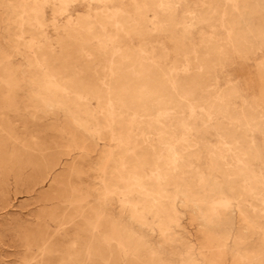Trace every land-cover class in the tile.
I'll return each instance as SVG.
<instances>
[{
  "label": "rangeland",
  "instance_id": "374dc122",
  "mask_svg": "<svg viewBox=\"0 0 264 264\" xmlns=\"http://www.w3.org/2000/svg\"><path fill=\"white\" fill-rule=\"evenodd\" d=\"M262 124L264 0H0V264H264Z\"/></svg>",
  "mask_w": 264,
  "mask_h": 264
},
{
  "label": "bare ground",
  "instance_id": "6f19581e",
  "mask_svg": "<svg viewBox=\"0 0 264 264\" xmlns=\"http://www.w3.org/2000/svg\"><path fill=\"white\" fill-rule=\"evenodd\" d=\"M23 1H24V0H23ZM189 1H190V0H189ZM192 1H193V0H192ZM234 1H235V0H234ZM242 1H243V0H242ZM21 2H22V1H21ZM236 2H237V1H236ZM239 2H240V1H239ZM239 2H237V3H239ZM222 3H223V2H222ZM226 3H227V2H226ZM229 5H230V4H229ZM24 6H25V4H24ZM226 6H227V5H226ZM26 7H28V6H26ZM245 7H246V6H245ZM238 8H239V7H238ZM247 9H248V8H247ZM206 10H208V9H206ZM222 11H223V10H222ZM227 11H228V10H227ZM207 12H208V11H207ZM225 12H226V11H225ZM221 13H222V12H221ZM195 15H197V14H195ZM38 17H39V16H38ZM105 17H106V16H105ZM237 17H238V16H237ZM241 17H243V16H241ZM232 19H233V18H232ZM226 20H227V19H226ZM230 20H231V19H230ZM240 20H241V19H240ZM100 21H101V20H100ZM231 21H232V20H231ZM231 21H230L229 23H231ZM244 21H245V19H244ZM102 22H103V21H102ZM129 22H130V21H129ZM232 22H233V21H232ZM237 22H238V21H237ZM245 23H246V22H245ZM226 24H227V23H226ZM231 24L233 25V23H231ZM235 24H236V23H235ZM131 25H132V24H131ZM237 25H238V24H237ZM81 26H83V25H81ZM87 26H88V25H87ZM234 26H235V25H234ZM255 26H256V25H255ZM134 27H135V26H134ZM152 27H153V26H152ZM85 28H86V27H85ZM87 28H88V27H87ZM249 28H250V27H249ZM88 29H89V28H88ZM165 29H166V28H165ZM247 29H248V28H247ZM256 29H257V28H256ZM250 30H251V29H250ZM254 30H255V29H254ZM254 30H253V31H254ZM256 32H257V31H256ZM256 32H255V34H257ZM258 33H259V32H258ZM231 34H232V33H231ZM250 34H251V31H250ZM252 34H253V33H252ZM255 34H254V35H255ZM260 34H261V33H260ZM235 35H236V34H235ZM243 35H244V34H243ZM258 35H259V34H257V36H258ZM231 36H233V35H231ZM236 36H237V35H236ZM236 36H235V37L233 36V38L238 39V36H237V37H236ZM250 36H251V35H250ZM255 36H256V35H255ZM258 37H259V36H258ZM230 38H231V37H230ZM240 39H241V38H240ZM232 40H233V39L231 38V41H232ZM254 40H255V39H254ZM226 42H227V40H226ZM234 42H235V41H234ZM242 42H244V41H242ZM245 42H246V41H245ZM254 42H255V41H254ZM257 42H258V41H257ZM261 42H262V41H261ZM262 43H263V42H262ZM250 44H251V43H250ZM252 44H253V43H252ZM254 44H255V43H254ZM260 44H261V43H260ZM248 45H249V44H248ZM255 45H256V44H255ZM230 46H231V45H229V47H230ZM239 46H241V45H239ZM239 46H238V47H239ZM243 46H247V45H243ZM241 47H242V46H241ZM249 47L251 48V45H250ZM255 47H257V46H255ZM52 48H53V47H52ZM222 48H223V47H222ZM202 49H203V48H202ZM227 49H228V48H227ZM234 49H235V48H234ZM236 49H237V47H236ZM236 49H235V50H236ZM239 49H240V48H239ZM239 49H238V50H239ZM251 49H252V48H251ZM241 50H242V49H241ZM252 50H253V49H252ZM195 51H196V50H195ZM206 51H207V50H206ZM233 51H234V50H233ZM228 52H229V51H228ZM234 52H235V51H234ZM237 52H238V51H237ZM249 52H250V51H249ZM116 53H117V52H116ZM209 53H210V52H209ZM229 53H230V52H229ZM241 53H242V52H241ZM222 54H224V53H222ZM116 55H117V54H116ZM6 56H7V55H6ZM31 56H32V55H31ZM36 56H37V55H36ZM239 57H240V56H239ZM30 58H31V57H30ZM40 58H41V57H40ZM144 58H145V57H144ZM194 59H195V58H194ZM200 59H201V58H200ZM211 59H212V58H211ZM214 59H215V58H214ZM201 62H202V61H201ZM214 62H215V61H214ZM39 63H40V62H39ZM207 63H208V62H207ZM152 65H153V64H152ZM198 65H199V64H198ZM215 65H216V64H215ZM35 66H36V65H35ZM205 66H206V65H205ZM207 66H208V65H207ZM197 67H198V66H197ZM52 68H53V67H52ZM177 68H178V67H177ZM29 70H30V69H29ZM205 70H207V69H205ZM260 70H261V69H260ZM33 71H34V70H32V72H33ZM210 71H211V70H210ZM123 72H124V71H123ZM42 73H43V72H42ZM210 73H211V72H210ZM214 73H215V72H214ZM52 74H53V73H52ZM117 74H118V73H117ZM43 75H44V74H43ZM59 75H60V74H59ZM192 75H193V74H192ZM37 76H38V75H37ZM194 76H195V75H194ZM185 78H186V77H185ZM197 78H200V77H197ZM262 78H263V77H262ZM60 79H61V78H60ZM126 79L130 80V79L127 78V77H126ZM176 79H178V78H176ZM189 79H190V78H189ZM32 80H33V79H32ZM58 80H59V79H58ZM105 80H106V79H105ZM128 80H127V81H128ZM194 81H195V80H194ZM111 82H112V81H111ZM210 82H211V81H210ZM262 82H263V81H262ZM65 83H66V82H65ZM70 83H71V82H70ZM104 83H105V82H104ZM131 83H132V82H131ZM188 83H189V81H188ZM68 84H69V83H68ZM127 84L130 85V82H128ZM197 84H198V83H197ZM203 84H204V83H203ZM203 84H202V85H203ZM39 85H40V84H39ZM129 85H127V86H129ZM198 85H199V84H198ZM122 86H124V85H122ZM122 86H121V87H122ZM125 86H126V85H125ZM109 87H111V86H109ZM162 87H163V86H162ZM165 87H166V86H165ZM197 87H198V86H197ZM201 87H202V86H201ZM201 87H200V88H201ZM20 88H21V87H20ZM42 88H43V87H42ZM51 88H52V87H51ZM78 88H79V87H78ZM92 88H94V87H92ZM124 88H125V87H124ZM126 88H127V87H126ZM191 88H192V86H191ZM191 88H190V89H191ZM46 89H47V88H46ZM58 89H59V88H58ZM97 89H98V88H97ZM100 89H102V88H100ZM128 89L131 90V88H128ZM161 89H163V88H161ZM161 89H160V90H161ZM193 89H194V87H193ZM201 89H202V88H201ZM122 90H123V89H122ZM124 90H126V89H124ZM124 90H123V91H124ZM160 90H159L158 92H160ZM163 90H164V89H163ZM163 90H162V95H163ZM188 90H189V89H188ZM261 90H262V89H261ZM106 91H107V90H106ZM110 91H111V90H110ZM176 91H177V90H176ZM186 91H187V90H186ZM190 91H191V90H190ZM99 92H100V91H99ZM113 92H116V91H113ZM129 92H130V91H129ZM148 92H149V90H148ZM151 92H152V91H151ZM158 92H157V93H158ZM183 92H184V89H183ZM233 92H234V91H233ZM116 93H117V92H116ZM124 93H126V92H124ZM153 93H156V92H153ZM164 93H165V92H164ZM170 93H171V91H170ZM227 93H228V91H227ZM147 94H148V93H147ZM147 94H146V95H147ZM160 94H161V93H160ZM175 94H176V93H174V95H175ZM42 95H43V94H42ZM124 95H125V94H124ZM139 95H140V93H139ZM151 95H154V94L151 93ZM188 95H189V92H188ZM14 96H15V95H14ZM158 96H159V95H158ZM164 96H167V95H164ZM168 96L170 97L171 95H168ZM100 97H101V96H100ZM102 97H103V96H102ZM114 97H115V96H114ZM133 97H134V96H133ZM159 97H160V96H159ZM230 97H231V96H230ZM125 98H126V97H125ZM137 98H139L138 95H137ZM170 98H171V97H170ZM172 98H173V97H172ZM176 98H177V97H176ZM64 99H65V98H64ZM72 99H74V98H72ZM111 99H112V98H111ZM133 99H135V98H133ZM183 99H185V97H184ZM232 99H233V98H232ZM69 100H70V99H69ZM127 100H128V99H127ZM178 100H179V99H178ZM190 100H191V99H190ZM193 100H194V99H193ZM135 101H136V100H135ZM157 101H158V100H157ZM183 101H184V100H183ZM187 101H189V100H187ZM225 101H226V100H225ZM68 102H69V101H68ZM112 102H113V101H112ZM126 102H129V101H126ZM162 102H163V101H162ZM162 102H160V103H162ZM171 102H172V101H171ZM173 102H174V100H173ZM129 103H131V102H129ZM184 103H186V102H184ZM131 104H133V102H132ZM157 104H158V103H157ZM220 104H221V103H220ZM85 105H86V104H85ZM143 105H144V104H143ZM148 105H149V104H148ZM169 105H170V104H169ZM182 105H183V104H182ZM184 105H185V104H184ZM213 105H214V104H212V107H213ZM216 105H218V104H216ZM226 105H227V104H226ZM236 105H237V104H236ZM87 106H88V105H87ZM133 106H134V105H133ZM163 106H164V105H163ZM223 106H224V105H223ZM183 107H184V106H183ZM219 107H220V105H219ZM219 107L217 106V108H219ZM226 107H227V106H226ZM228 107H229V106H228ZM45 108H46V107H45ZM136 108H137V107H136ZM140 109H141V111H143L142 108H140ZM219 109H221V108H219ZM178 110H179V109H178ZM226 110H227V109H226ZM244 110H245V109H244ZM74 111H76V110H74ZM251 111H252V110H251ZM258 111H259V110H258ZM25 112H26V111H25ZM25 112H24V113H25ZM63 112H64V111H63ZM76 112H77V111H76ZM76 112H75V113H76ZM125 112H126V111H125ZM145 112H146V111H145ZM147 112H149V111H147ZM54 113H55V112H54ZM151 113H152V112H151ZM151 113H150V114H151ZM154 113H155V112H154ZM244 113H245V112H244ZM247 113H248V112H247ZM143 114H145V113H143ZM131 115H132V114H131ZM219 115H220V114H219ZM219 115H218V116H219ZM221 115H222V113H221ZM230 115H231V113H230ZM110 116H111V115H110ZM153 116H154V115H153ZM161 116H162V115H161ZM225 116H226V115H225ZM210 117H211V116H210ZM226 117H227V116H226ZM255 117H256V116H255ZM259 117H260V116H259ZM214 119H215V118H214ZM179 120H180V119H179ZM64 121H65V120H64ZM97 121H98V120H97ZM231 121H232V120H231ZM259 121H260V120H259ZM178 122H179V121H178ZM261 122H262V121H261ZM162 123H163V122H162ZM262 123H263V122H262ZM70 125H71V124H70ZM109 125H110V124H109ZM183 125H184V124H183ZM262 125H263V124H262ZM57 126H58V125H57ZM153 126H154V125H153ZM171 126H172V125H171ZM230 126H231V125H230ZM246 126H247V125H246ZM248 126H249V125H248ZM263 126H264V125H263ZM250 127H251V126H250ZM103 128H104V127H103ZM244 128H245V127H244ZM129 130H130V129H129ZM222 130H223V129H222ZM71 131H72V130H71ZM255 131H256V130H255ZM117 132H118V131H117ZM167 134H168V133H167ZM82 135H83V134H82ZM130 135H131V134H130ZM132 137H133V136H132ZM148 137H149V136H148ZM80 138H81V137H80ZM82 138H84V137H82ZM126 140H127V139H126ZM160 140H161V139H160ZM81 142H82V141H81ZM141 143H142V142H141ZM171 144H172V143H171ZM159 145H160V144H159ZM69 146H70V145H69ZM157 146H158V145H157ZM160 146H161V145H160ZM227 146H228V144H227ZM231 146H232V145H231ZM172 148H173V147H172ZM142 149H143V148H142ZM88 150H89V149H88ZM159 150H160V149H159ZM145 151H146V150H145ZM186 151H187V150H186ZM181 152H182V151H181ZM199 152H200V151H199ZM117 153H118V152H117ZM175 153H176V152H175ZM141 154H142V153H141ZM143 154H144V153H143ZM148 154L150 155V153H148ZM179 154H180V153H179ZM193 154H194V153H193ZM195 154H196V153H195ZM136 155L139 156V157H138L139 160H140V157H141V158L143 157V156H140V154H139V155L136 154ZM136 155H134V156H136ZM144 155H145V154H144ZM197 155H198V154H197ZM137 156H136V157H137ZM195 156H196V155H195ZM223 156H225V155H223ZM237 156H238V155H237ZM144 157L146 158V156H144ZM148 157L150 158L151 156H148ZM128 158H129V157H128ZM145 158H144V159H145ZM121 159H122V157H121ZM150 159H151V158H150ZM225 159H226V158H225ZM127 160H129V159H127ZM142 160H143V159H142ZM142 160H140V161H142ZM196 160H197V159H196ZM124 161H125V160H124ZM124 161H123V162H124ZM132 161H133V160H132ZM132 161H131V162H132ZM134 161H135V160H134ZM143 161H145V160H143ZM146 161H147V160H146ZM147 162H149V161H147ZM99 163H100V162H99ZM101 163H102V162H101ZM129 163H130V162H129ZM132 163H133V162H132ZM140 163H142V162H140ZM155 163H156V162H155ZM155 163H154V164H155ZM160 163H161V162H160ZM162 163H163V162H162ZM218 163H219V162H218ZM124 164H125V163H124ZM134 164H135V163H134ZM134 164H133V165H134ZM144 164H145V163H144ZM152 164H153V162H152L150 165H152ZM154 164H153V166H154ZM179 164H180V163H179ZM126 165H128V163H127ZM139 165H140V164H139ZM147 165H148V164L146 163V166H147ZM150 165H148V166H150ZM155 165H156V164H155ZM157 165H160V164H157ZM171 165H172V164H171ZM171 165H170V166H171ZM135 166H136V165H135ZM146 166H145V167H146ZM153 166H151V167H152V168H155V167H153ZM180 166H181V165H180ZM126 167H127V166H126ZM129 167H130V166H129ZM132 167H133V166H132ZM138 167H139V166H138ZM143 167H144V166H142V168H143ZM160 167H161V166H160ZM160 167H159V168H160ZM184 167H185V166H184ZM117 168H118V167H117ZM130 168H131V167H130ZM130 168H128V169L130 170ZM142 168H140V169H142ZM166 168H167V167H166ZM237 168H238V167H237ZM103 169H104V168H103ZM111 169H112V168H111ZM136 169H137V168H136ZM136 169H135V170H136ZM150 169H151V168H150ZM239 169H240V168H239ZM153 170H154V169H153ZM160 170H161V169H160ZM166 170H167V169H166ZM171 170H173V169H171ZM137 171H138V170H137ZM164 171H165V170H164ZM177 171H178V170H177ZM223 171H224V170H223ZM135 172H136V171H135ZM135 172H134V173H135ZM152 172H154V171H152ZM173 172H175V170H174ZM136 173H137V172H136ZM141 173H143V172L141 171ZM171 173H172V172H171ZM143 174H144V173H143ZM187 174H188V173H187ZM145 175H146V174H145ZM190 175H191V174H190ZM153 176H154V175H153ZM223 176H224V175H223ZM124 177H125V176H124ZM132 177H133V176H132ZM169 177H170V176H169ZM172 178H173V177H172ZM130 179H131V178H130ZM130 179H129V180H130ZM150 179H151V178H150ZM156 179H157V178H156ZM227 179H228V178H227ZM126 180H127V178H126ZM151 180H152V179H151ZM246 180H247V179H246ZM246 180H245V181H246ZM248 180H249V179H248ZM105 181H106V180H105ZM130 182H131V180H130ZM154 182H155V181H154ZM181 182H182V181H181ZM184 182H185V181H184ZM105 183H106V182H105ZM148 184H149V183H148ZM191 184H192V183H191ZM132 185H133V184H132ZM140 186H141V185H140ZM182 187H183V185H182ZM186 187H187V186H186ZM192 187H193V186H192ZM229 187H230V186H229ZM136 188H138V187H136ZM127 189H128V188H127ZM179 190H180V189H179ZM199 190H200V189H199ZM234 190H235V189H234ZM160 191H161V190H160ZM114 192H115V191H114ZM193 192H194V191H193ZM116 193H117V192H116ZM156 193H157V192H156ZM114 194H115V193H114ZM119 194H120V192H119L117 195H119ZM171 194H172V193H171ZM193 194H194V193H193ZM154 195H155V194H154ZM150 196H151V195H150ZM161 196H162V195H161ZM172 196H173V195H172ZM191 196H192V195H191ZM124 197H125V196H124ZM193 197H194V196H193ZM154 198H155V197H154ZM156 198H157V197H156ZM166 198H167V197H166ZM106 199H107V198H106ZM236 199H237V198H236ZM200 200H201V199H200ZM156 201H157V200H156ZM166 202H167V201H166ZM237 202H238V201H237ZM240 203H241V202H240ZM240 203H239V204H240ZM166 204H167V203H166ZM245 204H246V203H245ZM250 205H251V204H250ZM256 207H258V206H256ZM211 208H212V207H211ZM144 209H145V208H144ZM170 209H171V207H170ZM261 209H262V208H261ZM224 210H225V209H224ZM207 211H208V210H207ZM160 212H161V211H160ZM241 212H243V211H241ZM245 213H246V212H245ZM181 215H182V214H181ZM117 216H118V215H117ZM131 217H132V216H131ZM131 217H130V219H131ZM126 219H127V218H126ZM240 221H241V220H240ZM178 222H179V221H178ZM137 223H138V222H137ZM122 228H123V227H122ZM147 230H148V229H147ZM130 232H131V231H130ZM131 233H132V232H131ZM133 233H134V232H133ZM161 233H162V232H161ZM134 235H135V234H134ZM210 237H211V236H210ZM212 237H213V236H212ZM241 237H242V236H241ZM213 239H214V238H213ZM217 239H218V238H217ZM214 241H215V240H214ZM239 241H241V240H239ZM242 241H243V240H242ZM166 242H167V241H166ZM260 242H261V241H260ZM263 243H264V242H263ZM219 245H221V244H219ZM205 246H206V245H205ZM205 246H204V247H205ZM218 248H219V247H218ZM220 250H221V249H220ZM148 251H149V250H148ZM224 251H225V250H224ZM245 252H246V251H245ZM186 253H187V252H186ZM201 253H203V252H201ZM257 253H258V252H257ZM254 254H255V253H254ZM200 255H201V254H200ZM236 255H237V254H236ZM257 255H258V254H257ZM257 255H256V256H257ZM203 256H204V255H203ZM205 256H206V255H205ZM254 257H255V256H254ZM220 258H221V257H220ZM220 258H218V259H220ZM223 258H224V257H223ZM247 259H248V258H247ZM195 260H196V259H195ZM213 260H214V259H213ZM235 260H236V259H235ZM242 260H243V259H242ZM180 261H181V260H180ZM236 261H238V260H236ZM234 262H235V261H234ZM194 263H195V262H194ZM199 264H200V263H199Z\"/></svg>",
  "mask_w": 264,
  "mask_h": 264
}]
</instances>
